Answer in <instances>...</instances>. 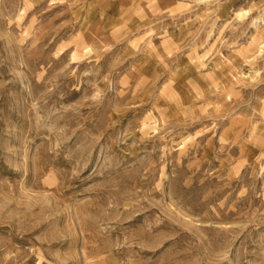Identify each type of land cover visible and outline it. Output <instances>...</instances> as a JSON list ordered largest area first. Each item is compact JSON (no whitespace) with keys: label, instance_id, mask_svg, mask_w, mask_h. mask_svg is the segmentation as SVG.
<instances>
[{"label":"rangeland","instance_id":"1","mask_svg":"<svg viewBox=\"0 0 264 264\" xmlns=\"http://www.w3.org/2000/svg\"><path fill=\"white\" fill-rule=\"evenodd\" d=\"M0 264H264V0H0Z\"/></svg>","mask_w":264,"mask_h":264},{"label":"bare ground","instance_id":"2","mask_svg":"<svg viewBox=\"0 0 264 264\" xmlns=\"http://www.w3.org/2000/svg\"><path fill=\"white\" fill-rule=\"evenodd\" d=\"M228 131H229V132H231L232 130H231V129H229ZM229 132H228V133H229ZM223 136H224V135H223ZM224 137H225V136H224ZM225 140H226V139H225Z\"/></svg>","mask_w":264,"mask_h":264}]
</instances>
